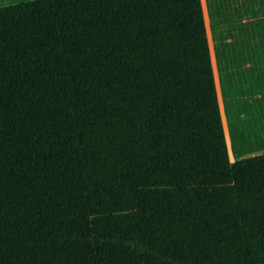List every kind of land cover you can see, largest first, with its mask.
Wrapping results in <instances>:
<instances>
[{
	"label": "trees",
	"instance_id": "1",
	"mask_svg": "<svg viewBox=\"0 0 264 264\" xmlns=\"http://www.w3.org/2000/svg\"><path fill=\"white\" fill-rule=\"evenodd\" d=\"M0 8V264H264V0ZM258 117V119H257Z\"/></svg>",
	"mask_w": 264,
	"mask_h": 264
},
{
	"label": "rangeland",
	"instance_id": "2",
	"mask_svg": "<svg viewBox=\"0 0 264 264\" xmlns=\"http://www.w3.org/2000/svg\"><path fill=\"white\" fill-rule=\"evenodd\" d=\"M202 1H203L204 12H205L208 36H209V41H210V46H211L212 59H213V65H214V70H215V77H216L219 101H220V106H221V111H222V116H223V124H224L225 132H226L227 143H228V148H229V152H230V159L233 162L234 159H233V155L231 152V143H230V138H229V133H228L227 120H226V117L224 114L223 102H222L221 93H220V86H219V78H218V73H217V69H216V61H215V56H214V52H213V42H212V38H211L209 18H208L207 8H206V1L205 0H202Z\"/></svg>",
	"mask_w": 264,
	"mask_h": 264
},
{
	"label": "crops",
	"instance_id": "3",
	"mask_svg": "<svg viewBox=\"0 0 264 264\" xmlns=\"http://www.w3.org/2000/svg\"><path fill=\"white\" fill-rule=\"evenodd\" d=\"M26 1H31V0H0V8L1 7H6L9 5H14V4H18V3H22V2H26ZM258 97L261 99L263 98V103L261 104L262 107V112L259 114V119L257 117V119L259 120V124L264 127V94H260L258 95ZM264 134V133H263Z\"/></svg>",
	"mask_w": 264,
	"mask_h": 264
}]
</instances>
